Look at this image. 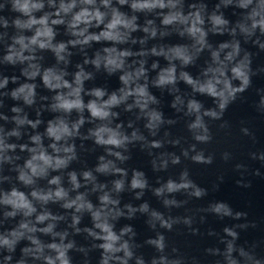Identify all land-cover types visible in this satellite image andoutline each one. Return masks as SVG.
<instances>
[{"label": "clouds", "instance_id": "9594fccd", "mask_svg": "<svg viewBox=\"0 0 264 264\" xmlns=\"http://www.w3.org/2000/svg\"><path fill=\"white\" fill-rule=\"evenodd\" d=\"M49 2L50 5H52V0H49ZM222 2L225 4V6H227L228 4H232L233 0H222ZM96 3L97 0H80V10L74 12L71 19L67 21V33L72 37H75V39H69L67 42L61 41L56 44L52 43L57 33L54 31L53 27L49 26L48 20L49 16L51 15L59 17L61 13H70L77 7L76 0H71L70 3H64L63 0H61L59 8L55 13H46L40 19L33 17L32 12L34 10H41L44 7L42 3H33L32 0H11L13 12L29 17L26 22H22L20 18H17L13 20V24L17 28H31L34 25H41L42 27L37 29L35 35L29 39V44L35 45L41 50H50L54 53L58 62L64 61L65 64H67L68 61L66 60L65 56L61 54L67 53L68 56L72 55L71 52L67 51L69 46L75 48L78 45H90L92 42L98 44L107 43L110 46L103 47V52L106 55L101 56L100 52L98 51L95 54L94 59L90 61L85 59L84 63H91L97 70L101 68V64L103 63L104 70L109 75H112L118 70L123 71L125 67V58L133 55V53L127 49L117 52L116 45L127 43L130 32L137 31L140 26L136 23L137 17L135 15H133L131 18H126L125 13L120 12L119 9L115 7H110V0H100V6L104 8H110L111 11V19L105 23V18L108 13L100 11V7L96 6ZM117 3L119 5H125L128 4V0H117ZM88 6H92L91 9ZM250 6L251 10L247 11L246 16L247 19L251 20V26L245 27L243 24L238 22V27L240 28L241 33L244 34L246 41L255 35L256 29H259L260 34L264 35V0H256L255 4L254 0H237L236 7L240 9L248 10ZM129 7L135 13L143 11L150 12L156 8L174 9L177 7V4L173 3L172 0H168V3H165L164 0H133ZM189 7L195 8L196 6L193 4L189 5ZM203 7L204 6L201 5V8ZM217 8H219V5H217ZM158 15L163 17L161 19V23L165 26L171 25L174 21L186 22L189 18L194 17L192 24L186 28V32L194 38L196 37L197 33H199V38L196 40V43H198L200 47L196 49L197 53L202 51L206 46L205 37L207 36V32H205L202 27L197 26V24H204V20L201 17L199 10L195 12L190 11L187 16H184L182 11L169 12L168 14L161 12L158 13ZM257 17H259V19H257ZM210 19L214 25L212 29L213 32L220 31V28L215 26L227 25L229 23V21L224 19L222 15L217 16L215 13H213ZM93 22L95 23L93 24ZM65 23L66 22L64 19H53L51 21L52 25H61ZM152 23L153 21L151 20L147 21V24L149 25ZM3 24L4 27L8 26V22L6 20L3 21ZM81 25H83V27H81ZM101 25H103V28L99 33H89V27L101 28ZM121 27L128 29L129 32L121 35L118 31V29ZM142 30L146 33L149 32L148 27H144ZM180 34L184 35V32H181ZM233 34H235V29H233ZM150 35L155 37L156 32L154 29L151 31ZM24 39V37L14 38L16 43L21 44L23 48H28V45L24 44ZM258 40L259 37H257V40L254 41V43L258 42ZM132 42L135 43L136 41L133 40ZM141 42L143 43L144 41L142 40ZM207 46L211 47L210 45ZM228 46L229 45L225 43L221 44L220 48L224 49ZM232 47L233 53H229L227 57L229 60L232 59L234 54L239 53L240 42L235 41ZM260 47L264 49V44H261ZM176 51L177 55L181 59L182 65L187 66L193 62V57L184 55L180 46H177ZM153 53L156 54L155 49H153ZM218 57L219 53L217 51H213V60H217ZM32 59H35V57H25L22 55V53L14 52L11 47L9 49V54L4 57V60L10 64H15L17 60L23 62L24 60ZM245 59L247 60V54ZM246 66L247 65H242V67ZM31 67L36 68V71L28 73L27 70H23V74L28 75L30 79H34L35 76L40 74L39 66L31 65ZM152 67L156 68L157 64L154 63ZM77 68L79 71L74 74V82L76 84L75 89L72 88V84L63 79V77L67 75V72L61 71L59 75H53L52 69H44V74L41 76V79L45 88L49 89L50 91H56L60 88H67L70 89L68 95H75L76 97L74 100H70L66 99L64 94L57 93L54 99L59 103L52 106V111L62 110L65 113H71L72 110H76L78 113L82 114L83 111L87 109L90 113L89 122H101L94 130H89L88 138H93L96 145L110 146L106 148L108 154L115 156L117 159L123 162L124 160L128 159V157L121 155L119 151H113V149L124 148L127 150L126 145L128 143H132L135 140H144L145 138L143 135L139 134L138 130H134L131 136L125 134L123 131H121L123 127L122 124H117L115 128L109 127L112 122L111 118L118 115V113L110 111V109L119 106L129 97H133V103L127 104L125 111H131L133 107L139 108L141 113H143L147 118L145 128L150 131L151 135L155 136L156 130L161 124L165 122L161 112L155 109L149 110V103L156 104L158 101L156 100L155 96L151 95L149 92L147 83H137L139 78L142 76L145 77V80L147 79L146 69L143 67V62L141 63V67L137 68L134 73L125 71L124 74L119 76V80L123 85V87L118 90L120 93L119 96H117L116 92H113L107 100H103L102 98L106 95V91L101 88H94L90 92L86 93L87 95L95 97V99H90L87 104H85L83 98L80 96V93L84 91L83 82L85 80L91 79L92 74L86 73L83 67L79 64L77 65ZM231 71L236 78L241 79L242 81L239 88H233L230 79L225 75V72L222 69H213L211 67L207 68L204 71L205 76L209 72H219L223 79H217L214 76L204 84H199L187 72H181V79H183L188 85L193 86L194 91H198L201 94H208L214 100L219 98V108L221 112L217 113L214 110H207L205 111L204 115L211 116L214 119H219L223 110L227 107L229 98H234L235 92L244 91V89L249 84V78L243 71H241V67H233ZM175 73V66L163 69L160 73H158L157 78L154 79L153 85L158 88H163L166 85H175ZM53 80H55L56 83H53ZM13 82H15V78H13ZM7 83L8 78H4L3 81L0 82V88L5 87ZM133 85H135V87H133ZM217 85H222V89L218 91ZM35 87V84L22 85L19 89L14 90L11 93V96L13 99H19V93L23 92L25 88H28L29 95L25 97V103L31 105L34 103V99H32V97L35 96ZM178 101L179 97L173 101L172 107L175 108ZM201 107L202 105L195 100H190L188 103L189 112H199ZM12 111L19 112L20 109L13 108ZM5 119H7V117H5ZM12 119L18 125L28 123L33 128H35L37 124L40 123L39 121H36L35 123L28 121L26 117L23 119H20L19 117H13ZM105 121H107V123H104ZM84 123L85 118L83 115H80L79 119L72 124L71 128L69 127L68 122L60 117H57L55 121H49V126L46 129V135L53 141L49 145L53 152L59 153L61 149L57 147V142L61 141L62 138L66 139L77 135L79 133L80 126H82ZM168 123H172V121H168ZM129 127H132L131 123L129 124ZM196 127H204L205 133H208V128L202 123L200 116H197L196 123L189 125L190 129ZM2 131V128H0V132ZM105 134H107V138H105ZM9 135L19 138L20 132L16 129H13ZM30 139L37 145L41 144V137L39 135L33 136ZM195 139L197 141L207 142L211 139V136L198 135L195 137ZM161 146L162 144L158 140H153L151 142L152 148H160ZM20 147L23 151L25 148H27V145H21ZM15 148L16 145H5L3 139L0 138V150L10 149L14 151ZM28 151L32 153V155L30 159L25 161L24 169L19 170V175L17 177V179L25 187L35 184L36 179L47 178L48 169H51L53 172H60L61 169H66L72 160L76 159L74 144H71L63 149L65 153L71 154L63 159L47 154L46 149H44L42 146H40L38 149L30 148ZM185 155H187V153H185ZM18 158L19 157H17V159ZM11 159L12 158L8 156L0 157V163L11 162ZM104 159V156L99 157L100 161H104ZM193 160L197 163H212L211 157L206 159L202 154H197L193 157ZM172 162L179 163V158L174 157ZM110 166H112L113 171L126 175L125 170L116 168L114 165H112L111 161L97 165L95 171L106 174L108 173ZM80 175L83 177L85 183L93 182L95 185L96 177L93 175L91 170L82 171ZM67 176L68 182L71 185L70 188H65L62 186L61 175H53L50 179H47V184L49 186L55 185V188L53 189L52 187H48L46 191L43 188L30 191L28 195L32 197V200H29L28 195L18 190L16 187H13L9 194H5L3 198L0 199V204L11 206L13 209L12 211L5 212V217H16L17 214L20 213L22 214V217L28 218L35 214L34 223L31 220L21 219L17 227L12 228L5 233H0V249L8 253V255L3 256L4 264H9V262L12 261V254L16 252L17 245L23 239H27L31 246H25L20 249L22 255L21 258L15 262V264H28L25 257L29 256L32 257L33 262L42 261L43 264H72V258L70 257L69 252L74 249L84 252L85 255H87V250L85 248H77L75 240H68L67 243L64 242L69 236L67 229L63 231H54L56 228L55 222L65 220L66 217L65 215L53 214L50 209L45 207L49 203L58 204L59 207L64 210L74 209V211L71 213V224L69 225V227L73 230V234L85 232L94 240L102 241V243L92 245L93 248L102 250L98 264H109V260L112 259L119 261V264H128V260L132 258L133 253L130 250L129 243L127 241L122 243H120V241L121 237L124 235L128 233L135 235V233L133 232L131 226H125L124 228L120 229L118 235L117 232L114 231V225L109 222V218L115 220L118 217L124 215V213L119 210H117L115 213H113L111 210L106 211L109 205H118L119 199H113L111 198L109 192H103V194L99 195L97 198L99 201V207H97L90 200L86 199L87 193L78 191L82 187V184L77 178V173L75 171H70L67 173ZM143 176V172L134 170L133 178L131 180V189L143 190L148 186L147 180L143 179ZM186 176L187 173H183L182 179ZM113 184V190L116 193H120L124 190L123 180H115L113 181ZM97 187L104 189L106 185H95L92 191L95 192ZM189 187H193L190 181L176 184L170 180L166 185L168 192H177L180 189H187ZM164 191V187L157 188L154 190V194L156 196H160ZM70 192L76 193L74 198L70 196ZM203 194L204 192L200 188H196L192 193V195L196 197H200ZM141 195L142 192L137 193L136 198L139 199ZM33 201L36 203H33ZM175 203V200L164 201L165 205ZM37 204L41 206L43 209L42 211L37 212ZM125 207L129 211L128 218L130 219L132 214L135 213L137 209L133 208L131 205H125ZM138 210L140 212H148V204H141ZM211 210L216 213H221L223 210L225 215H231V212L227 209V206L222 203L213 206ZM84 213L90 214L92 227H85L81 229L78 227V225L81 223ZM236 215L239 217L241 214L237 213ZM151 216L157 220H160L161 226L169 230L172 228V223L175 222L164 220L161 214L156 211H153ZM45 221L52 222L48 223L46 227L38 228L36 226L38 224H43ZM184 222L186 224L190 223L189 220H185ZM37 232L44 236L53 237V242L44 243L39 237L35 235ZM225 232L233 237L236 235V233L232 232L230 229H225ZM56 237H59V243L54 242ZM148 243L153 244L158 250H163L164 237L159 235L157 239L149 240ZM46 249L48 254H45ZM229 251H231V246H229ZM120 252H123V257L115 255L116 253ZM241 255L246 256L249 260H251L252 264H261L260 260L254 259L251 255L245 253L243 249H241ZM136 264H144L143 259L137 258ZM152 264H156V261L153 260ZM230 264H236V261L231 260Z\"/></svg>", "mask_w": 264, "mask_h": 264}]
</instances>
